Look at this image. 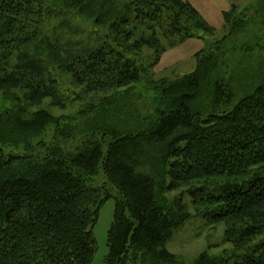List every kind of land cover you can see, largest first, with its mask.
Masks as SVG:
<instances>
[{
	"label": "trees",
	"instance_id": "16d2710c",
	"mask_svg": "<svg viewBox=\"0 0 264 264\" xmlns=\"http://www.w3.org/2000/svg\"><path fill=\"white\" fill-rule=\"evenodd\" d=\"M222 17L228 34L193 72L153 80L162 52L212 32L191 4L0 0V91L14 102L0 113V264H89L107 186L105 264H183L166 248L191 217L167 197L181 189L231 245L195 264H264V0ZM71 20L92 26L93 45L78 49ZM99 171L107 183L92 187ZM214 178L229 182L203 186Z\"/></svg>",
	"mask_w": 264,
	"mask_h": 264
},
{
	"label": "rangeland",
	"instance_id": "374dc122",
	"mask_svg": "<svg viewBox=\"0 0 264 264\" xmlns=\"http://www.w3.org/2000/svg\"><path fill=\"white\" fill-rule=\"evenodd\" d=\"M182 1L191 4L198 11L208 27L212 29V32H205L202 30L194 31L193 37L178 43L174 47L167 48L162 52L159 56V60L151 66L149 70L153 80H158L160 78L175 79L193 72L196 67V55L200 52L208 51L216 42L220 41L228 34L229 26L226 25L223 20V13L229 12L233 6L240 11L250 5H254L257 0ZM63 30L69 33L74 41L81 43L78 49L86 46L88 40L90 41V45H93L92 39L96 37V34L89 23L78 20H71ZM237 42L241 43L240 40ZM135 58L141 61L144 65H151L154 60V53L152 50L143 48L142 53L139 56H135ZM143 82L137 86L135 92L141 94L144 98H148L150 92L145 90ZM14 94H18L19 97L22 95L21 92H14ZM13 105L14 102L5 99L3 93L0 91V113L12 108ZM80 105L81 104L74 103L72 108L78 109L80 108ZM42 108L53 116L67 114L71 111L68 109L58 110L55 108H49L47 104L42 106ZM136 108L143 115H145V112L148 110L143 104H138ZM40 109L41 108H34L31 111L35 112ZM49 133L50 131L47 132V134ZM227 182H229V180L226 178H214L208 183H203V186L213 189L217 185H222ZM106 183L107 180L102 171H99L98 175L90 182L92 187ZM199 185H201V183L196 184V186ZM106 190L111 193L112 197L100 207L97 220L91 228L96 247L93 258L89 264H105V259L108 254L107 234L113 222L115 202L118 196L114 189L112 190L107 186ZM186 191L187 189H181L178 192L167 195L169 199L180 197L191 215L184 226L174 232L172 238L167 242V250L180 257L183 264H195L194 261L196 257L203 252L211 255H219L229 251L231 245L225 243L223 238L225 230L224 225L210 224L206 218L197 216Z\"/></svg>",
	"mask_w": 264,
	"mask_h": 264
}]
</instances>
